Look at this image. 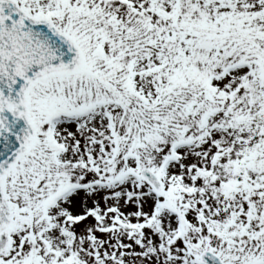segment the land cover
I'll list each match as a JSON object with an SVG mask.
<instances>
[{
  "label": "snow or ice",
  "instance_id": "snow-or-ice-1",
  "mask_svg": "<svg viewBox=\"0 0 264 264\" xmlns=\"http://www.w3.org/2000/svg\"><path fill=\"white\" fill-rule=\"evenodd\" d=\"M0 264H264V0H0Z\"/></svg>",
  "mask_w": 264,
  "mask_h": 264
}]
</instances>
